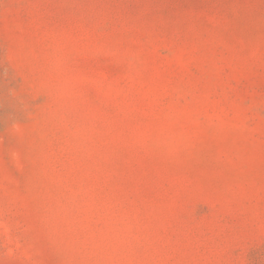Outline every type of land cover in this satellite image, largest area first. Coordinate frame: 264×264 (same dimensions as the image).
Segmentation results:
<instances>
[{
	"label": "rangeland",
	"instance_id": "obj_1",
	"mask_svg": "<svg viewBox=\"0 0 264 264\" xmlns=\"http://www.w3.org/2000/svg\"><path fill=\"white\" fill-rule=\"evenodd\" d=\"M0 264H264V0H0Z\"/></svg>",
	"mask_w": 264,
	"mask_h": 264
}]
</instances>
